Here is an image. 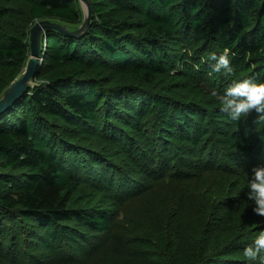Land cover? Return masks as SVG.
Instances as JSON below:
<instances>
[{
  "label": "trees",
  "instance_id": "1",
  "mask_svg": "<svg viewBox=\"0 0 264 264\" xmlns=\"http://www.w3.org/2000/svg\"><path fill=\"white\" fill-rule=\"evenodd\" d=\"M90 3L91 31L81 38L49 32L39 85L0 116V236L15 238V220L25 226L26 242L54 251L68 252L77 241L75 223L100 234L111 230L114 213L72 210L69 203L82 181L78 174L84 159L109 166L97 137L117 131V116L129 124L151 110L157 125L179 140L199 144L214 130L226 146L249 156L255 153L250 135L239 132L241 120L220 112L217 102L209 110L202 108L194 89L174 95L165 84L175 83L171 72L178 69L176 48L183 38L207 33L215 39L212 51L230 49L234 72L227 74L229 83L248 76L264 81V0ZM43 18L79 24L82 12L78 0H0V94L26 64L29 30ZM258 135L264 142V128ZM131 191L128 187L120 204ZM217 219L216 228H200L191 245L177 230L164 244L159 241L170 254L169 264H248L238 240L229 241L226 230L236 229L235 221ZM181 243L188 252L186 263L175 255ZM42 264L75 260L69 254L55 255Z\"/></svg>",
  "mask_w": 264,
  "mask_h": 264
},
{
  "label": "rangeland",
  "instance_id": "2",
  "mask_svg": "<svg viewBox=\"0 0 264 264\" xmlns=\"http://www.w3.org/2000/svg\"><path fill=\"white\" fill-rule=\"evenodd\" d=\"M214 40L208 33L183 38L176 48L178 69L171 72L175 83L164 79L165 87L174 90V95L180 91L188 94L190 89L198 91L200 99L195 102L206 110L216 102L211 91L223 92L229 84V76L224 71L215 72L209 59ZM175 73L180 76L174 77ZM148 112V117L132 119L129 124L117 116V131L97 137L109 166L84 159L78 174L82 181L72 194L70 208H104L114 213L110 232L100 234L75 223L77 241L68 252L54 251L26 242L25 226L19 227L12 220L11 229L18 239L10 233L0 236V264H42L55 255L68 254L75 264H169L170 254L158 242L164 244L173 230L180 237L186 234V244L191 245L200 228L215 229L217 217L228 216L227 221H235L236 227L226 230L229 241L238 240L241 253L255 234L264 231V216L257 215L255 205L247 201L245 187L246 170L264 165V142L258 135L261 128H257L259 114L253 111L238 127L239 132L247 133L243 136L250 135L255 153L249 156L226 146L214 130L199 144L179 140L157 125L152 111ZM224 129L229 131L230 126ZM128 187L133 195L120 204ZM175 255L182 263L189 260L183 243Z\"/></svg>",
  "mask_w": 264,
  "mask_h": 264
},
{
  "label": "clouds",
  "instance_id": "3",
  "mask_svg": "<svg viewBox=\"0 0 264 264\" xmlns=\"http://www.w3.org/2000/svg\"><path fill=\"white\" fill-rule=\"evenodd\" d=\"M209 59L214 62L215 72H234L230 49L225 48L219 54L213 51L209 53ZM211 96L215 98L219 111L231 120L238 122L255 111L259 114L257 128H264V81L251 76L233 78L223 92L213 89ZM245 187L248 189L247 201L255 205L257 215L264 216V165L255 166L251 172L246 170ZM242 256L248 264H264V231L255 234L252 242L244 247Z\"/></svg>",
  "mask_w": 264,
  "mask_h": 264
},
{
  "label": "water",
  "instance_id": "4",
  "mask_svg": "<svg viewBox=\"0 0 264 264\" xmlns=\"http://www.w3.org/2000/svg\"><path fill=\"white\" fill-rule=\"evenodd\" d=\"M82 12L79 24H70L59 19L43 18L35 21L29 30L30 48L26 64L16 78L0 94V116L11 110L39 83L36 82L38 70L43 63L45 40L51 33L81 38L91 31L92 6L90 0H78Z\"/></svg>",
  "mask_w": 264,
  "mask_h": 264
}]
</instances>
